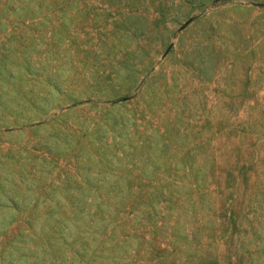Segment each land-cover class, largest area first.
Instances as JSON below:
<instances>
[{
	"label": "rangeland",
	"instance_id": "374dc122",
	"mask_svg": "<svg viewBox=\"0 0 264 264\" xmlns=\"http://www.w3.org/2000/svg\"><path fill=\"white\" fill-rule=\"evenodd\" d=\"M0 264H264V0H0Z\"/></svg>",
	"mask_w": 264,
	"mask_h": 264
}]
</instances>
